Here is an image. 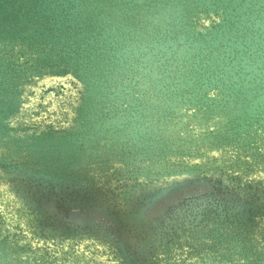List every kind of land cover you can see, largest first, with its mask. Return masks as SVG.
I'll return each mask as SVG.
<instances>
[{
	"label": "water",
	"instance_id": "obj_1",
	"mask_svg": "<svg viewBox=\"0 0 264 264\" xmlns=\"http://www.w3.org/2000/svg\"><path fill=\"white\" fill-rule=\"evenodd\" d=\"M0 264H264V0H0Z\"/></svg>",
	"mask_w": 264,
	"mask_h": 264
},
{
	"label": "rangeland",
	"instance_id": "obj_2",
	"mask_svg": "<svg viewBox=\"0 0 264 264\" xmlns=\"http://www.w3.org/2000/svg\"><path fill=\"white\" fill-rule=\"evenodd\" d=\"M196 188V187H195ZM166 206L164 207L163 209V205L162 204H159L158 207H156V213L159 214L160 210L161 211H164L166 214L165 218L160 220L159 221V225H161V223L164 221V220H167V219H170L172 220L174 217V215H176V211L177 210H181L182 206H179L182 202L181 200H178L177 197L175 196H171V198H168L166 201ZM175 204V205H174ZM172 206H176L174 209H170V212L169 210L167 211L168 208L172 207ZM178 206V207H177ZM65 209L66 210H63V215L64 216H68V214H70V217L71 219H89L90 221H93L94 223L97 222V220L99 218H97L95 215L91 214V215H86L84 213H82V209H79V208H69L68 206L64 205ZM158 216V215H157ZM55 219L56 221H58V223H60L61 221L58 220V217H53L51 220Z\"/></svg>",
	"mask_w": 264,
	"mask_h": 264
}]
</instances>
